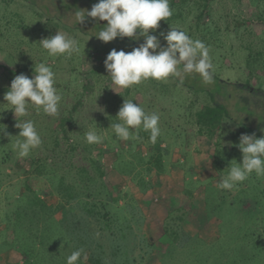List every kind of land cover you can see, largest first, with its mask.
Segmentation results:
<instances>
[{"label":"rangeland","instance_id":"1","mask_svg":"<svg viewBox=\"0 0 264 264\" xmlns=\"http://www.w3.org/2000/svg\"><path fill=\"white\" fill-rule=\"evenodd\" d=\"M92 1L93 4L88 0H66L67 8L65 0H0V89L11 86L15 76L20 75V70L31 79L34 78L35 63H47L55 73V87L62 96L57 114L49 115V119L55 123L54 120L62 115L67 117L73 111V106L80 102L72 119L74 139L83 141L87 131L96 130L107 140L108 144H99L97 149H110L105 151L101 162L107 175L106 181L111 187H125L126 182L120 174L124 164L131 163L137 172L147 177L132 153H149L147 141L146 147L139 143L140 139L145 140L143 136L120 140V144L113 141L116 139H113L115 133L110 129L113 122L111 115L118 114L125 100H133L146 113L160 116L161 145L171 150L164 158V171L147 177L152 184L150 192H131L130 200L136 199L134 204L139 211H131L124 224L131 227L124 229L126 238L120 233L121 226L116 230L119 232L113 235L109 230H100V225L94 223V232L103 247L99 252L109 264H264V178H258L253 173L232 191L217 187L221 178L227 175L232 161L243 162V154L237 147L241 135L264 137V117H259L264 110V100L260 107L247 108L244 105L249 99L251 102L255 95L264 93V68L260 64L248 68V60L255 55L250 53L264 49V31L262 27L244 25L247 20L257 21L259 15H264V0L263 4L258 5L252 0L211 1L210 15L200 22L201 25H209L203 34L196 30L195 25L202 7L189 0L183 10L184 20L167 25L160 21L157 30H150L161 42L164 40L160 34H166L171 27L185 31L192 39L196 37L202 42L207 41L203 43L209 49L214 66V82L205 84L200 80L195 81L199 76L195 73L186 76L183 82L194 86L196 91L182 85L175 77L163 81L149 79L128 89L115 86L108 77L104 62L113 49L130 52V43L125 46L120 38L102 43L95 37L98 31L93 23L87 25L93 20L91 17L81 24L77 23L72 15L77 10L90 11L99 2ZM259 7L260 10L257 9ZM48 19L55 21L50 24ZM58 19L61 24L51 32L50 28ZM238 23L240 29L235 34ZM101 24L107 22L101 21ZM58 31L79 41L78 54L71 57L47 55L39 43ZM257 31L263 40L255 34ZM250 37L258 43L245 50V43L247 46L251 43ZM29 69L33 72H27ZM93 69H97L98 74L91 75ZM201 87L208 91L212 89L214 99L210 98L209 92L200 90ZM253 91L255 94H252ZM4 96L0 95L2 115L10 108L6 106ZM217 104L226 108L228 116L223 119L216 140L206 135L199 136L198 112L205 106ZM29 109L33 111L34 108ZM46 117L43 112L38 117L37 114H29L26 119H38L41 132L48 122H44ZM97 149L91 156L98 155ZM217 151L218 165L213 163ZM65 163L68 165L69 161L59 165L65 167ZM19 166L29 169L30 163L23 161ZM19 166L13 162L3 165L5 172L11 175L6 183L16 185L24 178L18 175ZM139 177L136 176L135 181ZM44 180L41 178L38 181L37 188H43ZM210 186L220 191L226 205L233 202V207L222 212L223 218H226L220 231L217 221L208 222L204 211L205 190ZM47 200L56 204L62 202L58 195ZM122 203L121 200L120 205ZM111 214L115 215L114 212ZM198 230L208 231L210 235L204 237L197 233ZM91 247L97 248L95 245ZM0 258V264H23L25 261L24 256L14 249L0 252Z\"/></svg>","mask_w":264,"mask_h":264},{"label":"trees","instance_id":"2","mask_svg":"<svg viewBox=\"0 0 264 264\" xmlns=\"http://www.w3.org/2000/svg\"><path fill=\"white\" fill-rule=\"evenodd\" d=\"M211 1L213 0H194L193 3L202 7V11L195 21L196 30L201 34L209 28L207 23L201 25L200 22L210 15L209 7ZM88 2L92 3L94 1L88 0ZM252 2L257 3V5L263 4L262 0H252ZM169 3L173 14L166 21L162 20L161 22L167 25L172 24L176 20H184L183 10L188 5L189 0H169ZM64 4L69 8L66 0ZM257 9L260 10L261 7ZM48 15L50 16L51 13ZM256 20H247L244 25L252 24L254 27H262L263 29L261 30L264 31V15H259ZM53 21L55 20L48 19L47 22L51 24L54 23ZM56 21L58 22H55L54 27H49L52 30L51 32H54L57 26L61 24L59 19ZM89 23H93L94 28L98 32L100 28L107 25H102L101 21L97 19H93L87 25ZM239 29L240 24L238 23L235 34H238ZM259 33L257 31L255 34L259 35ZM150 34L154 35L151 31ZM45 38H49V36ZM261 40H263L262 37ZM120 41L125 46L128 42L130 43V52L133 48L139 47L140 44L144 43L143 38L138 41L124 38L120 39ZM250 41L251 43L248 46L245 43V50L258 43L254 38ZM203 42L207 43L205 40ZM161 46L165 47L166 42L162 41ZM252 51H255V49H252ZM253 53L255 55L248 60V68L250 69L258 64L264 68V49L259 52H251L250 54L253 55ZM254 57L256 58L253 59ZM27 72L33 71L29 69ZM19 74H24V71L20 70ZM96 74H98V70L93 69L91 75ZM196 80L202 82L200 76ZM181 84L196 91L195 87L190 86L187 82ZM9 89L10 86L0 89V95L6 94ZM200 90L209 92L210 98L214 99L212 89L208 91L202 88ZM252 94H255L254 91ZM263 97L264 93H261L260 96L255 95L251 102V99L249 101L245 99L248 102L244 103V105L247 108L251 106L260 107L263 105L261 104L264 100ZM79 106L80 102L73 106V111L67 117L62 115V117L54 120L56 121L55 123L52 122V119H49V115L44 113L47 115L44 122H48L44 125L41 132L38 129V119L32 118V122L42 139V144L38 148L33 149L26 158H19L12 147L16 140L19 139L16 136L19 135L20 129L16 127V124L18 121H26L29 114H37L38 117L39 114H43V110L38 112L35 108L33 111L28 109L26 116L16 118L12 110H8L2 115L3 107L0 106V130H6V132H0V252L8 249L18 251L24 256L25 261L23 264H66L67 257L78 249H84L88 257L86 262L83 261L82 257L81 264H109L102 252H99L103 247L97 240V234L94 232V223L97 226L100 225V230H109L108 232L113 235L119 232L116 230L121 226L120 233L126 238L127 234L124 229L126 227L130 229L131 227L129 224H124L129 215H131V211L133 213H135V209L139 211L137 206H135L136 204H134L136 199L130 200L131 192L147 193L152 188V184L147 177H152L155 173L164 171V158L171 150L169 147H162L160 137L153 144L149 139L150 133L141 131L139 136L145 137V140L140 139L139 143L146 147L145 141H147L149 153L146 155L143 151H136L132 154H134L133 158L141 166L142 172H145L147 177L141 172H137L136 167H132L131 163L128 165L124 164L125 166L121 169L120 174L124 177V183L126 182L125 187H111L106 181L107 175L101 162L102 157L106 154L105 151L110 149L100 150L97 149L99 144L89 145L86 140L79 141L77 138L76 140L74 139L72 119L74 112ZM247 110L253 114L252 111ZM116 116L111 115L114 123L117 122L115 120ZM226 116H228V112L221 104L205 106L197 115L199 136L206 135L210 139L216 140L215 138L220 132L222 121ZM259 117H264V110ZM261 126L262 124L258 128L260 129ZM113 139H116L113 141H118L120 144V139L116 135L113 136ZM103 143L108 144L107 140L104 139ZM96 149L98 155L91 156ZM218 156L217 151L213 156V163L217 165ZM86 160L87 163H85ZM226 160L228 159L226 158ZM23 161H29V169L19 166ZM64 161H69L68 165L66 163L65 167L59 165V163ZM8 162L18 165V168H20L17 171L18 175L24 177L16 185L11 182L6 183L11 175L5 172L3 165ZM114 162L116 163V161ZM115 169L117 168L115 167ZM136 176H140L138 181L134 179ZM41 178L45 179L42 182L43 188H37L36 184ZM113 192H116V195H113ZM41 195H46V199ZM53 195H58L62 202L56 204L48 201L47 199ZM204 196L203 206L208 222L217 221L220 231L223 219L226 218H223L222 212L233 207V202L226 205L225 200L221 199L220 191L212 186L205 190ZM121 200L123 201L122 205H120ZM187 207L188 205L185 206V208ZM112 212L115 215H112ZM120 213L123 214L120 215L124 216L123 218L119 216ZM197 233L204 237L210 235V232L205 230H198ZM186 235L190 236L189 233H186ZM94 245L97 247L96 249L91 247Z\"/></svg>","mask_w":264,"mask_h":264},{"label":"clouds","instance_id":"3","mask_svg":"<svg viewBox=\"0 0 264 264\" xmlns=\"http://www.w3.org/2000/svg\"><path fill=\"white\" fill-rule=\"evenodd\" d=\"M172 14L169 0H99L90 11L77 10L72 16L78 24L87 17L106 21L107 25L95 35L104 43L117 38L127 37L136 41L144 38V43L131 52L113 49L107 55L105 68L115 86L128 89L149 79L163 81L170 77L179 78L183 83L185 77L193 73L198 74L205 84H212L214 66L209 49L201 40L192 39L185 31L171 27L166 34H160L166 42V46L162 47L160 39L150 34V30H157L160 21H166ZM39 44L51 57H71L80 51L79 41L60 31L42 39ZM34 73L31 79L24 74L16 75L4 96L6 106H10L9 110L16 118L26 116L30 107L38 112L42 109L47 115L58 112L62 96L55 87L52 68L45 62L35 63ZM115 119L117 122H112L110 129L122 141L138 138L141 129L150 133L149 139L153 144L161 135L160 116L146 113L133 100H125ZM16 127L20 129L16 136L19 139L12 147L19 158H26L42 144V139L31 120L18 121ZM85 140L89 145L101 144L103 136L96 130H89L85 133ZM237 147L243 154V162H231L227 175L217 185L221 190L236 189L253 173L258 178H264V137L242 134ZM82 257L86 262L88 257L84 249L73 251L67 257L66 264H81Z\"/></svg>","mask_w":264,"mask_h":264}]
</instances>
